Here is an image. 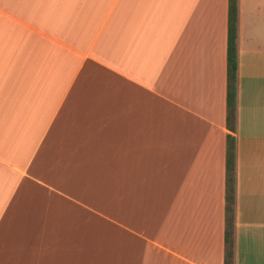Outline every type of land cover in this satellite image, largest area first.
<instances>
[{
  "label": "crops",
  "instance_id": "obj_1",
  "mask_svg": "<svg viewBox=\"0 0 264 264\" xmlns=\"http://www.w3.org/2000/svg\"><path fill=\"white\" fill-rule=\"evenodd\" d=\"M228 0H0V264H225ZM231 264H264V0H238Z\"/></svg>",
  "mask_w": 264,
  "mask_h": 264
},
{
  "label": "trees",
  "instance_id": "obj_2",
  "mask_svg": "<svg viewBox=\"0 0 264 264\" xmlns=\"http://www.w3.org/2000/svg\"><path fill=\"white\" fill-rule=\"evenodd\" d=\"M238 0H228L227 10V90L225 151V264H231L235 182V72L237 68Z\"/></svg>",
  "mask_w": 264,
  "mask_h": 264
}]
</instances>
